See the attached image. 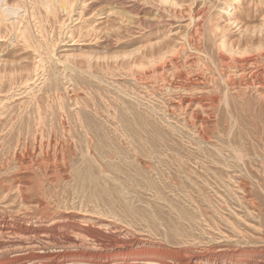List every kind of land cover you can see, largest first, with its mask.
<instances>
[{"label": "rangeland", "instance_id": "obj_1", "mask_svg": "<svg viewBox=\"0 0 264 264\" xmlns=\"http://www.w3.org/2000/svg\"><path fill=\"white\" fill-rule=\"evenodd\" d=\"M12 2L17 4L16 13L8 14L4 10L6 18L0 17V169L11 159L14 141L9 133L20 132L21 142L25 143L31 131H37V134L51 129L58 134L63 129L81 131L91 128L85 126L84 120H88L92 122L93 129H105L109 133L108 141L130 156L125 163L121 161L122 155L116 156L113 162H121L127 167V163L136 159L135 147L143 151V159L155 168L147 173V177L156 180L164 190L163 197H158L154 190L143 187L145 181L141 185L133 181L128 183V188L121 192L120 203L132 207L139 215L136 214L138 218H134L130 230L167 241L165 226L170 223L187 229L200 239L213 241L216 238L234 248L264 244V86L236 88L228 102L225 101L228 103L225 106L220 99L222 104L218 102L214 112L216 120L219 119L218 131L210 129L209 140L206 141L186 125L184 114L176 108L169 109L168 98L164 97L160 86L152 84L155 81L153 68L146 69L152 81L149 85L142 84L144 80H137L145 70L134 75L130 73L129 66L138 60L135 56L139 53H133V61V55L128 53L139 44L127 45L140 36L136 34L139 27L132 23L136 16L128 13L129 5L137 2L146 18L164 12L161 15L171 20H166L162 31L152 35L150 41H157L168 32L164 34L165 40L180 44L185 39L184 35L192 32L190 39L193 42L198 38L197 43L204 42L206 50L209 48L206 53L212 59L206 54L201 55L207 61L206 65L209 64L210 73L206 74L213 77L219 91H223L221 76L217 69H213L219 64L216 40L224 35L236 49L243 46L240 53L224 54L229 64L235 66L244 58L254 57L264 65V0H189L192 11L203 6L207 10L205 14H209H206L205 21L199 18L204 24L202 36L195 32L197 26L191 28L194 24L192 17H184V12V15L178 13V18L171 17L167 9L156 5L155 0H73L66 10L54 3L47 15L35 0H6L0 9L13 7ZM130 27L134 29L132 32L128 29ZM159 39L162 40L161 37ZM192 48L193 45L189 44L186 48L189 51L187 54L180 52V58L193 53ZM239 74L235 78L238 79ZM259 92L262 97L257 96ZM225 110L228 112L224 113ZM229 111L235 122L225 115ZM134 114L149 123L145 128L148 132L143 131L142 135L151 142L144 146L137 139L121 136V131L128 129L125 119L131 120V129H138ZM154 130L156 132L153 133ZM235 150L246 155L242 157L244 160L236 157ZM240 160L244 162L242 165L245 164L243 168ZM171 175L182 183L181 190L172 188L174 191H171L164 187V184L171 185L168 178ZM241 177L248 178L245 181L252 200H255L252 205L238 189ZM73 197L64 198V203L68 206L77 204L79 198ZM180 209L188 210L195 220L180 218ZM128 220L131 221L130 218ZM154 228L160 229V235H156Z\"/></svg>", "mask_w": 264, "mask_h": 264}, {"label": "bare ground", "instance_id": "obj_2", "mask_svg": "<svg viewBox=\"0 0 264 264\" xmlns=\"http://www.w3.org/2000/svg\"><path fill=\"white\" fill-rule=\"evenodd\" d=\"M72 1L35 0L40 10L41 7L44 8L42 11L44 15L49 13L50 7L54 3L59 4V8L66 10L71 6ZM155 1L160 8L167 9L171 17L178 18V13L182 12L185 13V15L182 13L184 17H192L194 24L191 28L197 26L195 32L202 36L201 31L204 24L199 18L204 20L205 16L209 14H205L207 10L205 11L203 6L192 11L190 3L195 2V0H191L190 3L189 0ZM5 4L6 0H0V6ZM11 5L13 7L7 6L0 9V17L5 19L7 13H16L17 4L12 2ZM4 10L7 13H4ZM142 11L143 9L137 2L128 6V13L136 16L135 18L132 16L134 18L132 23L134 22L139 27L136 34L140 35L139 38L137 37L127 43L129 46L139 44L128 55L132 56L135 52L140 54L141 51V57H138L139 54L136 55L137 58L133 55L131 60L133 61L134 56L135 60H138L133 61V64L129 66L130 73L134 75L145 70L143 76L141 75V78L137 80H144L145 82L142 84L149 85L152 81L147 76L150 73L146 72V69L153 68L155 81L152 84L160 86L162 94L168 98L169 105L167 106L169 109L176 108L177 111L184 114L185 118L183 119L186 120V125L190 126L191 130L195 129L201 139L208 141L210 129H218L217 121L219 119L216 120L214 113L217 103L221 99L224 106L228 104L225 101L228 102L230 94L233 95L236 92L235 89L240 88V86L243 89L244 87L262 88L264 86V65H261L258 62L259 59L254 57L242 58L243 60H238L240 63L235 66L229 64L227 56L225 57L224 54L240 53L243 49L240 50V48L243 46L236 49L235 45L228 43L224 35L216 38L219 64L218 62V65L213 63L216 67L213 69H217L224 84V90H221L224 92L222 98L223 95L219 91L218 84L213 77L206 74L210 70L209 64L206 65L207 61L205 62L201 55L206 54L209 57L206 53L209 48L206 50L204 42L197 43L198 38H194V43L190 39V33H192L190 31L184 35L185 39L180 44L168 41L169 39L165 40L164 37L168 34L166 31L167 34L164 33L165 35L160 36L162 40L159 37L157 41H150V37L161 30L166 20L170 21L171 19H168L166 15H161L164 12L146 18L141 14ZM165 29L167 28L165 27ZM135 31L133 32L135 33ZM132 37L130 39H133ZM189 44L193 45L191 50L193 53L180 58V52L187 54L189 51L186 50ZM245 52L249 51L245 50ZM209 58L207 59L209 60ZM124 64L128 66L127 63ZM237 73H240L238 79L235 78ZM101 74L104 75L105 73ZM136 82L138 83V81ZM258 94L260 92L257 93V96L262 97L263 95ZM225 112L228 111L225 110ZM229 114L230 111L225 115L228 117ZM230 117L229 115L228 118ZM133 119L138 123V129H131V120L125 119L124 122L128 129L120 130L121 136L137 139L142 146L151 142L142 135L143 131L148 132V129L145 128L149 123L139 115L134 114ZM84 123L86 127L91 128L81 131L63 129L61 134L52 129L49 132H40L39 134L37 131H31L30 137H27L25 143L21 142L20 132L8 134L14 144L9 164L0 169L3 170V173H0V264H264V244L234 248L230 244L217 241L213 237V241H211L212 239L208 241L200 239L187 229L170 223L165 226L167 241L142 236L141 233L138 235L132 228L130 230L129 227L133 226V220L138 213L132 207L120 203L121 192L128 188V183L131 181L135 182L136 185H141V182L145 181L143 187L147 186L154 190L158 197H163L164 190L160 186L161 184L159 185L156 180L147 177V173L155 168L143 159L145 156L143 151L136 150V147V159L127 163V167L121 162H113L112 160L116 156L122 155L121 161L125 163L126 160L130 159V156H127V152H123L121 147L108 141L109 133L105 129L98 127L93 129L92 122L88 120H84ZM228 124L229 127H232L230 123ZM220 134L222 135V133ZM151 146L154 145L151 144ZM239 151H236L238 159L246 156ZM241 151L243 152V150ZM242 162H240L241 165L244 163ZM248 168L250 170V167ZM242 173L245 174V172ZM168 178L171 185L164 184L165 188H169L171 191H174L172 188L181 190L182 183L177 178L173 175ZM245 179L247 181L248 178L245 177ZM245 179L239 178L238 189L243 191V198L252 205L255 200H252L251 191ZM112 182H119L121 185H115ZM73 195V198H79V201L77 204H73L75 206H68L63 199ZM106 206L108 208H105ZM178 215L182 219L192 220L195 218L186 209L178 210ZM129 218L131 221L128 220ZM153 230L156 231V235H160V229L154 228Z\"/></svg>", "mask_w": 264, "mask_h": 264}]
</instances>
